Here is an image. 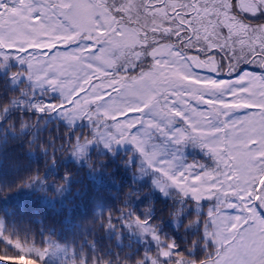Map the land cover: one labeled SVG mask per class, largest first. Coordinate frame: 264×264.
<instances>
[{"label":"snow or ice","instance_id":"1","mask_svg":"<svg viewBox=\"0 0 264 264\" xmlns=\"http://www.w3.org/2000/svg\"><path fill=\"white\" fill-rule=\"evenodd\" d=\"M163 2L164 0H145V10L158 11ZM232 6V0H228V15H231ZM235 7L251 17L264 18V0H235ZM84 10H87V20L82 22ZM136 10L135 0H120V3L112 0L111 4L108 0H0V78L4 79L6 85H20L22 80L28 79L31 82L33 75L36 76L30 99L17 100L9 95L4 98L5 104L0 105V110L3 111L0 122L7 121L6 130L16 134L14 125L9 123L13 112L23 115L28 112L60 113L69 127L63 131L66 134L57 136L56 140L67 143V148L65 143L57 146L52 136H48L46 141L41 138L39 130L46 121L39 117H36V123L31 126L33 130L28 141L29 150L45 155L50 166L56 165L57 152L67 151L68 157L78 162L82 160L90 167V151L97 145V139L104 136L106 150L114 152L113 143L119 146L122 142H129L143 156V163L149 168H155L156 154L148 152L147 140L132 135L129 129L135 132L146 124L147 133L153 126V121L145 122L143 117L150 110L154 117L170 124L175 123L173 117H179L189 123L193 130L201 131L202 147L214 158L215 167L209 169L206 165L194 163L188 165L184 172L175 175L169 164L168 168L154 170V187L165 196L170 195V191L176 192L180 198L173 199L171 207L177 209L180 218L194 213L207 217V225L201 220L186 228L194 235L203 229L202 240L212 248L205 264H264V88L249 93L246 91V83L239 87L232 83V79L238 80L249 72L246 64L238 72L234 71V76L225 74L231 77L229 88L221 89L219 96L215 93L204 95L202 99L205 103L199 114H196L195 104L188 98L189 92L169 86L172 81L166 79V73L173 65L155 54L156 48L160 47L159 41L154 39L152 47L143 43L141 48L146 51L125 52L113 46L114 40L126 35L125 25L120 22L126 16L132 20ZM199 11L200 5L195 0L191 11L182 13L179 6L172 8L170 19L181 17L183 31L176 32L181 41L184 38L183 32L191 30L194 13ZM203 11H208L207 7ZM97 16L100 19H96ZM108 16L111 17L112 24L106 23L105 17ZM45 19L53 21L63 31L55 38L36 39L32 30L38 26L47 28ZM243 27L245 30L250 28L249 25ZM152 31L155 33L158 29L153 28ZM141 34L147 37V32ZM239 43L248 48L249 64L257 59L262 61L255 71L260 72L261 81L264 82V24L252 30L251 35L246 31ZM73 44L78 47L73 48ZM59 49H70V53L61 56ZM10 53L16 55H9ZM37 53L50 58L40 59ZM105 58H110L113 62L112 70L99 67ZM34 62L48 65L55 73L54 77L47 79L43 68L32 73ZM25 65L30 73L27 77L17 71L18 66ZM40 72L45 73L43 81L40 79ZM225 75L216 71L211 78L219 83L225 79ZM188 79H195V75ZM37 86L40 88L39 96L36 94ZM45 86L48 88L47 94L43 91ZM16 91L18 89L11 92ZM47 96H51V99L45 100L44 97ZM117 98H120V106H116ZM178 104L180 108L176 107ZM210 105L217 110L212 112L208 107ZM233 109L243 111L238 115ZM189 112L193 114L189 115ZM85 118L93 126L115 128L119 136L100 133L97 127L92 133L97 139L78 137L72 126L78 120L85 121ZM185 131L188 130L177 131V144L186 139ZM73 148L78 151L74 153ZM197 167L200 171L193 173L192 169ZM141 170L143 175H148L147 169ZM69 180L70 174L66 172L62 183L49 185L48 180L37 173L30 176L21 187H39L45 192L52 187L60 192L68 185ZM181 182L193 189L205 185L207 198H216L217 203L210 211L204 212L200 203L205 201L204 198L199 193H188L186 188L181 187ZM141 195L143 193L132 191L124 205L129 206L133 198ZM225 210H238L240 214L223 216ZM120 211L123 213V209ZM169 216V220H180L171 218V214ZM117 219L122 222V227L131 229L134 224L142 235L150 236L157 249L156 253L150 254L145 250L141 257L140 252L136 251L124 261L116 254V260L113 261L108 259L112 256L111 252L97 255L95 244H90L88 248L92 255H83V264H92L93 259L95 264H105L106 259L108 264H128L129 261L132 264H183L179 258L180 245L163 232L160 221L159 224L154 223L156 220L151 208H145L142 215L132 208ZM108 220L109 233H113L115 226L111 224V215ZM209 227L212 229L211 234ZM27 234V229L23 235L18 229L15 232L9 231L5 220L0 217V264H41L45 252L37 248L34 242L29 244ZM118 246L123 247L122 244ZM208 246L183 251L187 256L197 258L199 264L200 252L208 253Z\"/></svg>","mask_w":264,"mask_h":264},{"label":"trees","instance_id":"2","mask_svg":"<svg viewBox=\"0 0 264 264\" xmlns=\"http://www.w3.org/2000/svg\"><path fill=\"white\" fill-rule=\"evenodd\" d=\"M35 84L36 81L24 79L20 85H6L0 78V105L5 104L4 98L8 95L17 100L30 99ZM13 89L18 91L11 92ZM43 91L47 94V86ZM36 94L40 95L38 86ZM44 99L49 100L51 96ZM2 116L3 111L0 110ZM36 117L46 121L39 130L45 141L48 136L56 140L57 136L66 134L63 131L69 127L65 118L56 117L55 113H11L9 123L14 125L16 134L6 130L7 121L0 122V217L5 220L9 231L18 229L23 235L24 230H28L29 244L34 242L45 252L41 264H83L81 257L92 255L88 248L90 244H95L97 255L111 252L112 256L108 259L113 261L116 254L121 261L136 251L141 257L145 250L155 254L157 249L150 236L142 235L136 226L124 229L117 219L132 208L141 215L145 208H151L156 220L154 223L159 224L160 221L163 232L177 241L179 230L168 219L169 214L171 218H175L176 214L178 216L177 209L171 207L173 202L149 193L144 183L135 178L136 168L133 162L129 163L128 157L121 153L110 154L94 146L90 151V167L82 160L78 162L68 157L67 151L57 152L58 161L50 166L45 155L30 151L28 147L33 130L31 126L36 123ZM80 124L72 126L75 133L90 127ZM61 143L65 142L56 140L57 146ZM66 172L70 174V180L60 192L52 187L47 192L39 187H21L37 173L44 176L49 185H58ZM132 191L143 195L133 198L126 207L124 201ZM109 215L112 217L111 224L115 226L113 233L108 230ZM108 259L105 264H108ZM92 264H95V259Z\"/></svg>","mask_w":264,"mask_h":264},{"label":"rangeland","instance_id":"3","mask_svg":"<svg viewBox=\"0 0 264 264\" xmlns=\"http://www.w3.org/2000/svg\"><path fill=\"white\" fill-rule=\"evenodd\" d=\"M112 0H108L111 4ZM120 3V0H116ZM194 0H164L158 11H146L145 10V0H135L137 5V10L134 12L132 20H129L127 16L122 23L125 25L126 35L123 38L113 41V46L119 48L121 51H146L141 48L143 43H148L152 47V41L155 39L159 41L160 47L156 48L155 54L170 62L173 67L169 68L166 73V79L172 81L169 85L176 90L186 89L190 96L188 98L195 104V112L199 114L202 106L204 105L203 96L210 93H215L219 96L221 94V89L229 88V75H225L223 70H227V74H232L234 76V71L237 72L240 68L244 67L247 63L248 66L255 70L259 68L262 61L257 59L249 61L248 48L245 45L239 43V41L245 37V32L248 35L252 34V30H256L258 25L264 24V18L261 17H251L250 15L240 12L235 7V0H232L231 15H228V0H195V3L200 5L201 11L194 13L191 21V30L183 32V41L176 35L177 31H183V25L180 23L181 17L177 16L170 19L172 8L179 6L180 11L183 13L185 11L192 10V4ZM187 5V7H184ZM207 7L208 11H203ZM245 17V20L243 18ZM233 17H235L233 19ZM96 19H100L99 16ZM87 20V10H84L81 16V21ZM105 21L108 24H112L113 21L111 17H105ZM44 24L47 28L33 29V33L36 39L47 40L50 38H55L60 34L63 29L56 27L53 21L45 19ZM227 25V26H226ZM243 25H249L250 28L245 30ZM158 29L157 32H153L152 29ZM55 29V30H53ZM147 32V37L143 36L141 33ZM189 37H191L189 39ZM73 48L78 47V45L73 44ZM199 48L197 52L196 49ZM66 53H70V49H59V54L63 56ZM235 53V54H233ZM9 55H16L10 53ZM39 56V54L37 53ZM191 60L194 61L195 68L190 64ZM40 59H49L50 57L39 56ZM90 63H96L95 61H89ZM113 62L110 58H105L104 63L100 64L99 67L104 70H112L111 64ZM220 63L222 65H220ZM147 64V61H146ZM216 64L220 65L217 68L219 74L225 75V79L221 82L212 79L211 77L214 73L211 71V66ZM223 68H222V67ZM45 69L47 73V79H52L55 73L49 69L48 65L41 64L39 62H34L32 67V73L38 72L39 69ZM79 70V66H77ZM201 70L203 73L201 74ZM17 71L20 72L22 76L27 77L29 73L28 67L18 66ZM264 71V69H262ZM195 75V79H188ZM40 79L43 81L45 73H39ZM28 80V79H27ZM32 81H36V76L33 75ZM232 83L239 87L241 84L246 83V91L249 93L256 92L257 90L264 88V82L261 81L260 72L251 71L240 79H232ZM179 85V88H177ZM251 98V97H250ZM119 99L116 106L119 105ZM127 99V98H125ZM197 101H199L197 103ZM180 108V105H176ZM212 112L217 109L215 106H208ZM94 110V109H93ZM183 110V109H181ZM238 115L243 111V109H233ZM192 115V112L188 113ZM56 117L63 118L60 113H55ZM258 119V115L256 117ZM144 121H153V126L145 132L146 124L142 125L135 132L129 129V133L132 135H138L140 139L147 140V150L150 153L156 154L155 168H149L147 164L143 163V156L136 150L135 146L129 142H122L119 146L115 143L112 144V150L114 152L108 151L104 148L105 139L104 136L97 139L92 135L96 128H99L100 133L105 135H116L119 133L115 128H105L101 125L93 126V124L87 121H77V124L88 125V129L84 131L77 132V136H83L88 140L97 139V145L95 147L98 150L107 151L110 154H124V157L129 158V163L133 162L136 168L135 178L140 182L144 183L145 188L148 192L162 197L163 199L170 200L179 199L180 197L176 195V192H171L170 195L165 196L163 193L156 189L153 185V172L155 169L164 167L168 168L171 165V172L175 175H179L184 172L185 169L190 164L206 165L209 169L215 167L214 158L209 154V152L202 147V137L200 130H193L189 123L179 117H173L175 123H168L166 120H162L159 117H154L152 111L144 114ZM66 120V119H64ZM67 122V120H66ZM68 124V123H67ZM76 124V125H77ZM73 125V126H76ZM92 128V131H91ZM187 129L184 132L186 139L180 144L176 143V134L178 130ZM83 143L84 141H80ZM78 149H75L74 153ZM142 168L147 169L148 175H143ZM200 168L192 169L193 173L199 172ZM162 175V174H161ZM187 175V173H186ZM195 183V181H192ZM181 187L186 188L188 193L192 195L200 194L205 201L200 202L203 206V211H210L213 206L217 203L216 198L208 199V193L205 185H201L200 188L193 189L187 187L181 182ZM238 202V201H237ZM226 208V206H225ZM229 214H240L238 210H225L222 215L227 216ZM179 221H173V225L178 228L177 243L180 245L179 258L183 261V264H198L197 258L189 257L183 251L184 249L195 250L203 246H208L206 242L202 240V231L196 232L195 235L192 232L186 230L189 225L195 224L196 221L203 220L207 223V217H202L196 215L195 213L190 215H183L181 218L178 214L176 217ZM185 225V227H184ZM133 226H135L133 224ZM128 229V228H124ZM209 234H211L212 229L209 227ZM197 238V240H196ZM212 252V248L208 246V253L200 252L199 264H205V260L208 254Z\"/></svg>","mask_w":264,"mask_h":264},{"label":"bare ground","instance_id":"4","mask_svg":"<svg viewBox=\"0 0 264 264\" xmlns=\"http://www.w3.org/2000/svg\"><path fill=\"white\" fill-rule=\"evenodd\" d=\"M240 69H241V68H240ZM240 69H239V70H240ZM239 70H237V72H238Z\"/></svg>","mask_w":264,"mask_h":264},{"label":"water","instance_id":"5","mask_svg":"<svg viewBox=\"0 0 264 264\" xmlns=\"http://www.w3.org/2000/svg\"><path fill=\"white\" fill-rule=\"evenodd\" d=\"M215 70V69H214Z\"/></svg>","mask_w":264,"mask_h":264}]
</instances>
